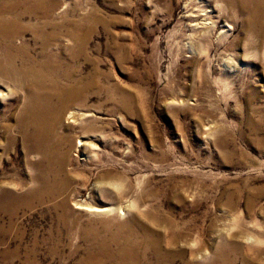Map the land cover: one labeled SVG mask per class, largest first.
Listing matches in <instances>:
<instances>
[{"label":"rangeland","instance_id":"rangeland-1","mask_svg":"<svg viewBox=\"0 0 264 264\" xmlns=\"http://www.w3.org/2000/svg\"><path fill=\"white\" fill-rule=\"evenodd\" d=\"M2 18L0 264H160L173 248L166 264H255L264 0H0ZM45 57L83 86L54 123V191L18 127L32 83L13 73Z\"/></svg>","mask_w":264,"mask_h":264},{"label":"bare ground","instance_id":"bare-ground-1","mask_svg":"<svg viewBox=\"0 0 264 264\" xmlns=\"http://www.w3.org/2000/svg\"><path fill=\"white\" fill-rule=\"evenodd\" d=\"M1 9H3V7ZM14 14L15 16L12 21H14L15 23L13 25H16L18 22H15V21L20 19L19 17H21L23 14L21 13L16 14V12ZM5 23L6 22H4V18L0 19V35H4V34L9 35V36L13 35V31H10V33H3L4 31L2 32L3 30L2 28L5 26ZM70 35L72 39L78 38L77 31L76 32L70 31ZM13 57L14 56L11 55V52L8 53V56H6L5 58V62H2L0 64V69L3 67V64L5 63H7V66L12 67L14 65ZM72 57L73 56H71V58ZM55 61H56L55 63H50V60L47 57H45L40 62L39 61L37 62L34 59H30V63L28 65L23 64L13 69V73L15 75H18L21 80L31 81L32 87H33V90L31 93L33 99H30L27 102L24 111H22L21 113L22 115L18 122V125H19L18 127L22 131V134H23L22 137L26 140V142H28V145H32L33 147H35V149H37L39 152L44 154L45 158L48 161V163L46 164L44 168V171L46 174L49 175V177L46 178V174H45V176H42L39 179L40 186L42 188L41 191H54L57 187L56 186L57 185L56 184L57 168H55V165H54V160H55L54 155L57 154V151H58L57 149L59 148H57V142H54V143L50 142V139L52 138L54 123L60 120L62 116L64 115L65 106H67L71 101H74L76 98L77 99L82 98L80 90L83 88V86L80 89V82H79L80 80L78 81V80L71 79L69 75H66L67 80H70L69 83L63 84V85L59 84L58 77L60 75L58 76V73L60 71V67L62 66L63 62L59 58L55 59ZM2 70L3 72L5 70L8 71V68L7 69L4 68ZM67 73L68 72H66V74ZM49 74H52V77H49ZM54 99H57V103H54ZM68 113L70 117H75V118L79 117L80 115L81 116L85 115L79 110L78 111L70 110L68 111ZM64 138L65 139L67 138L66 135ZM60 142H62V140ZM8 196L10 198H13L14 200L17 198V196H14V194L12 193H9ZM248 206H249L248 208L249 210L250 205ZM110 209L112 208L93 207L92 210L93 211H104V210L108 211ZM185 238L186 237H184V239ZM135 243L132 241H126L123 246L121 245L119 247L120 253L122 255V258H121L122 260H124L125 257H131L130 254L134 253V249H136L137 247ZM153 244L157 245L156 242H154ZM236 246L241 247V243H238ZM173 249L174 250L159 252L157 257L162 261V262H159L160 264H166L165 260L166 261L170 260V258H172V256L174 255L183 254L182 248H179V249L173 248ZM261 255H264V246L259 247L256 250V252H254V257H253L254 259L252 258L253 259L252 262L255 264H262V261L260 259Z\"/></svg>","mask_w":264,"mask_h":264}]
</instances>
